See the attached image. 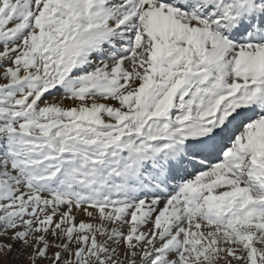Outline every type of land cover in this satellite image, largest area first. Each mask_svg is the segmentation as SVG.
I'll return each mask as SVG.
<instances>
[{"label": "snow or ice", "instance_id": "obj_1", "mask_svg": "<svg viewBox=\"0 0 264 264\" xmlns=\"http://www.w3.org/2000/svg\"><path fill=\"white\" fill-rule=\"evenodd\" d=\"M0 264H264V0H0Z\"/></svg>", "mask_w": 264, "mask_h": 264}]
</instances>
